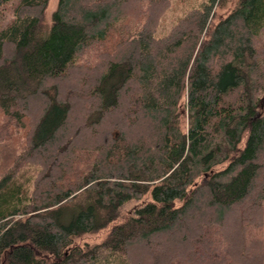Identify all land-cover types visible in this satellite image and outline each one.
Masks as SVG:
<instances>
[{"label": "trees", "instance_id": "trees-1", "mask_svg": "<svg viewBox=\"0 0 264 264\" xmlns=\"http://www.w3.org/2000/svg\"><path fill=\"white\" fill-rule=\"evenodd\" d=\"M16 1L0 146L26 137L0 170V264H264V0L218 19L226 0H179L162 35L174 0H57L49 22V0Z\"/></svg>", "mask_w": 264, "mask_h": 264}, {"label": "rangeland", "instance_id": "rangeland-1", "mask_svg": "<svg viewBox=\"0 0 264 264\" xmlns=\"http://www.w3.org/2000/svg\"><path fill=\"white\" fill-rule=\"evenodd\" d=\"M183 1V0H182ZM193 0H191L192 2ZM174 3L171 8H169L166 13L160 17V26L158 28V34H164L171 23L175 21L176 17L181 16L187 10L190 9L192 4L189 5L180 3L179 0H174ZM57 4V0H49L47 8L45 10V20L49 22L51 13L54 11ZM235 4V0H226L222 3V5H218L215 9V19L220 17H224L228 12L232 9ZM17 5L16 0H9L8 3L5 5L2 17L0 18V25H5L10 22L12 19V12ZM183 126H186V122L183 123ZM26 137V130L20 129L18 132L14 133L10 138V141L5 142L0 146V170H2L5 166L12 164V160L21 153L23 149L24 142ZM151 200V196L149 193L143 195L141 198L132 199L121 207L122 214H129L134 211V209L142 206L146 202ZM106 231H102L98 234H87L76 237L74 240L76 243L83 244L84 242L92 244L101 241L105 236Z\"/></svg>", "mask_w": 264, "mask_h": 264}]
</instances>
